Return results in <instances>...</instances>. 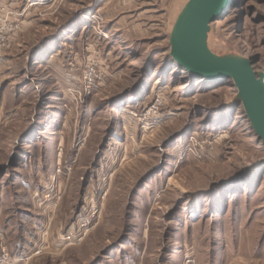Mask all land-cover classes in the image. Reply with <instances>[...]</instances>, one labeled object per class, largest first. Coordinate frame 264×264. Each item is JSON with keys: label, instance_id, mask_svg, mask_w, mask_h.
Here are the masks:
<instances>
[{"label": "rangeland", "instance_id": "rangeland-1", "mask_svg": "<svg viewBox=\"0 0 264 264\" xmlns=\"http://www.w3.org/2000/svg\"><path fill=\"white\" fill-rule=\"evenodd\" d=\"M187 2L0 0V264H264V149L175 66ZM207 47L264 78V0Z\"/></svg>", "mask_w": 264, "mask_h": 264}, {"label": "water", "instance_id": "water-1", "mask_svg": "<svg viewBox=\"0 0 264 264\" xmlns=\"http://www.w3.org/2000/svg\"><path fill=\"white\" fill-rule=\"evenodd\" d=\"M235 0H188L171 35V58L188 74L205 81L232 80L246 116L264 149V78L252 62L221 59L207 47L210 25L222 19Z\"/></svg>", "mask_w": 264, "mask_h": 264}, {"label": "built area", "instance_id": "built-area-1", "mask_svg": "<svg viewBox=\"0 0 264 264\" xmlns=\"http://www.w3.org/2000/svg\"><path fill=\"white\" fill-rule=\"evenodd\" d=\"M86 80H87V79H86ZM94 80H95L94 76H91V75H90V76L88 77V80H87V81H88V84H92V83L94 82Z\"/></svg>", "mask_w": 264, "mask_h": 264}, {"label": "bare ground", "instance_id": "bare-ground-1", "mask_svg": "<svg viewBox=\"0 0 264 264\" xmlns=\"http://www.w3.org/2000/svg\"><path fill=\"white\" fill-rule=\"evenodd\" d=\"M240 1H242V0H235L234 4H235V3H238V2H240ZM234 4H233L232 6H234ZM232 6H231V7H232ZM175 64H176L175 66L179 67L177 63H175ZM179 68H180V67H179ZM186 73H187V72H186ZM189 75H190V74H189ZM197 79H199V78H197ZM199 80H201V79H199ZM263 80H264V79H263ZM208 82H209V81H208ZM231 82H232V80H231ZM232 83H233V82H232ZM234 88H235V87H234Z\"/></svg>", "mask_w": 264, "mask_h": 264}]
</instances>
